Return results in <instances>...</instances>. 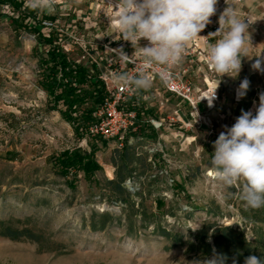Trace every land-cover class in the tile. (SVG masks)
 I'll return each instance as SVG.
<instances>
[{"label":"rangeland","instance_id":"1","mask_svg":"<svg viewBox=\"0 0 264 264\" xmlns=\"http://www.w3.org/2000/svg\"><path fill=\"white\" fill-rule=\"evenodd\" d=\"M36 12L38 18L44 15ZM46 48L38 34L23 25L21 16L5 13L0 3V219H27L26 224L42 230L49 241L41 247L0 236V264H202L214 257L189 250V243L204 220L244 227L250 239L254 226L264 233V223L252 224L241 212L246 206L239 188L226 187L210 175L214 141L223 126L235 123L240 114L234 110L245 102L250 106L244 111L255 114L264 92V74L249 72L243 65L244 79L250 81L246 96L236 103L234 87H221V100L211 112L214 131H189L196 138L187 147L181 149L164 131L163 152L150 146L159 138L154 133L118 148L114 141L84 142L62 117L60 103L52 108L40 83ZM252 49L254 63L255 56L264 54ZM168 105L173 107V101ZM198 105L204 109L203 103ZM94 144L99 170L93 175L78 171L76 186L70 188L54 158L73 147L89 151ZM116 150L122 157L128 153L138 158L135 171L123 183L132 194L134 212L106 185V179L115 177L120 159ZM140 202L150 217L148 224ZM104 211L114 220L103 230L92 229L90 219H98ZM157 223L180 233V242L157 233ZM54 242L63 246L47 249Z\"/></svg>","mask_w":264,"mask_h":264},{"label":"built area","instance_id":"2","mask_svg":"<svg viewBox=\"0 0 264 264\" xmlns=\"http://www.w3.org/2000/svg\"><path fill=\"white\" fill-rule=\"evenodd\" d=\"M231 1L240 3L245 0H218L217 12L210 18L212 22L199 34L201 37L188 45L182 62L168 69L172 76L168 85L160 79V72L164 69L158 65L147 66L140 55V46L124 41L112 23L118 11L115 0H91L90 10L79 14L71 23L60 22L57 17L54 21L43 19L42 34H52L61 52L85 70L89 81L98 82L102 88L101 94L95 95L100 98L98 102L88 96L76 110L71 111L70 124L80 132L83 141H114L118 148H122L125 144L143 140L146 133H154L159 138L150 146L163 152L160 140L164 131L173 136L181 149L196 138L193 134L189 135V131L213 132L215 121L211 112L221 100V87L230 84L234 87L233 100L236 103L241 101L236 99V90L243 80L241 72L237 76L232 72L222 77L209 67L206 58L207 46L220 38L208 34L217 30L219 15ZM60 3L55 0V5ZM2 7L5 13L15 15L13 5L2 3ZM232 10L248 24L257 21L256 15L248 11ZM44 15L50 14L44 12ZM250 41L255 44V38ZM147 43L146 40L140 41L141 46ZM117 48H123L131 56L129 62L119 61L113 51ZM141 71L152 77V86L147 91L134 92L130 87L117 85L112 79L114 74L135 76ZM73 84L76 88L80 87L76 82ZM214 90L215 98L209 106L208 99L201 98ZM171 100L173 107L168 105ZM59 103L64 108L62 101ZM199 103H203V110L199 108Z\"/></svg>","mask_w":264,"mask_h":264},{"label":"clouds","instance_id":"3","mask_svg":"<svg viewBox=\"0 0 264 264\" xmlns=\"http://www.w3.org/2000/svg\"><path fill=\"white\" fill-rule=\"evenodd\" d=\"M218 0H115L118 8L112 21L124 41L140 46V55L147 66L158 65L162 83L168 85L172 76L168 69L179 65L188 45L209 25L217 12ZM25 7L39 12H55V0H25ZM219 27L208 36H219L214 44L207 46L209 67L222 77L242 70V58L251 59L247 44L250 41V25L238 18L230 7L219 15ZM141 40L148 43L140 45ZM119 61L127 63L130 57L123 48L113 49ZM253 70L264 74V56H255ZM114 83L130 87L134 92L147 91L152 86V77L145 71L135 76L118 73L112 76ZM250 81L243 79L236 99L244 98ZM217 89V88H216ZM215 89V90H216ZM207 98L209 106L215 98ZM214 141L210 160V175L226 187L239 188L240 199L251 209L264 208V92L259 94V103L252 110H241L235 123L223 126ZM224 257H214L202 264H224ZM233 264L236 261L233 260ZM244 264H264L256 255L245 258Z\"/></svg>","mask_w":264,"mask_h":264},{"label":"trees","instance_id":"4","mask_svg":"<svg viewBox=\"0 0 264 264\" xmlns=\"http://www.w3.org/2000/svg\"><path fill=\"white\" fill-rule=\"evenodd\" d=\"M0 3L11 4L15 8V15L21 16L23 25L38 34L42 42L47 46L45 58L42 61V77L40 80L41 86L47 91L49 101L52 103V108H56L57 104L62 101L64 108L61 109L62 117L67 121H71V111L77 109L81 103L89 96L94 102L100 100L95 97L96 94H101L102 88L96 81H89L85 77V70L78 65L73 64L67 56L61 52L55 43V38L44 36L41 32L43 27V19L55 20L52 15H43L41 18L37 17V12L25 7V0H0ZM17 18V17H15ZM61 71V75L58 74ZM72 78V81H68ZM79 84L80 87L76 88L73 84ZM250 106V101L244 103L243 108H237L235 113L241 114V110H246ZM104 145L106 140L102 142ZM127 148V147H125ZM98 150L97 145H93L90 150H85L81 147H73L65 149L56 155L54 158L55 164L58 167L59 174L66 177L67 184L70 188H75V181L78 171H82L85 175H93L100 166L95 158V153ZM119 163H116L117 170L115 177L106 179V185L109 187L113 194L127 207L131 212H134L135 202L132 199V194L124 186V181L130 177L136 169L135 164L138 158L134 155L125 153L124 157L118 153ZM115 153V154H116ZM116 157H114L115 161ZM116 162V161H115ZM141 163H144L142 160ZM71 175L72 177H69ZM177 186H179L177 184ZM181 187V186H180ZM157 205H161V200L157 201ZM140 213L142 219H148L147 224L150 222V217L146 215L142 202ZM214 212L213 208L208 209ZM173 215L172 211H169ZM243 215L252 224L264 223V208L251 209L244 207L241 209ZM190 215V213H189ZM114 216L104 211L96 219L94 216L90 219V226L94 230H103L109 222L114 220ZM119 220V219H118ZM27 219H0V236L8 237L12 240H29L37 242L43 247L44 242H49L44 232L40 229H35L26 224ZM154 230L166 239L172 240L174 243L180 242L182 235L178 232H173L162 224H155ZM254 238L250 239L247 235L246 229L240 226L231 224L219 223L216 220H204L201 226L195 232V240L189 243V250L196 253H201L209 257H224V264H244L246 257L256 255L264 259V233L259 227H253ZM54 245L47 246L49 250H56L63 245L61 243H53Z\"/></svg>","mask_w":264,"mask_h":264},{"label":"crops","instance_id":"5","mask_svg":"<svg viewBox=\"0 0 264 264\" xmlns=\"http://www.w3.org/2000/svg\"><path fill=\"white\" fill-rule=\"evenodd\" d=\"M61 3L55 5V12L50 14L57 17L60 22L71 23L79 14H85L90 10L91 0H59ZM228 7L235 10H245L257 17L256 23L249 24L250 40L255 38V44L252 45L251 41L247 44L248 55L251 57V50L254 48L256 52L264 54V0H245L243 2H229ZM252 58L243 57V65L247 66L249 72H252ZM242 65V69L244 68ZM243 79V70L240 71Z\"/></svg>","mask_w":264,"mask_h":264}]
</instances>
